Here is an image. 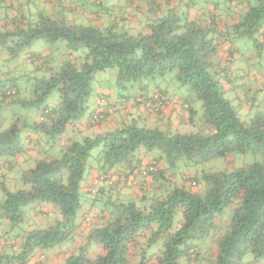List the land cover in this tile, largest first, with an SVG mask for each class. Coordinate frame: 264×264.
Returning a JSON list of instances; mask_svg holds the SVG:
<instances>
[{
    "label": "trees",
    "instance_id": "16d2710c",
    "mask_svg": "<svg viewBox=\"0 0 264 264\" xmlns=\"http://www.w3.org/2000/svg\"><path fill=\"white\" fill-rule=\"evenodd\" d=\"M128 1L119 21L93 26L52 17L51 0H0V108L59 95L35 129L0 126V264H264V113L240 116L226 90L240 79L232 68L239 54L264 50V0ZM61 6L67 17L74 2ZM39 39L64 40L77 53L42 69L21 98L18 66L1 63ZM107 70H116L114 89L96 77ZM168 73L190 90L191 100L181 96L189 125L199 122L194 101L201 104L200 132L150 129L139 117L101 127L109 112L94 103L113 108L111 98L162 117L168 92L147 83ZM248 153L263 162L199 171L215 157ZM146 155L153 159L141 168ZM15 171L26 189L6 187ZM136 176L151 184L124 192ZM158 240L162 248L149 254ZM91 243L101 247L95 257Z\"/></svg>",
    "mask_w": 264,
    "mask_h": 264
},
{
    "label": "rangeland",
    "instance_id": "374dc122",
    "mask_svg": "<svg viewBox=\"0 0 264 264\" xmlns=\"http://www.w3.org/2000/svg\"><path fill=\"white\" fill-rule=\"evenodd\" d=\"M61 2H69V0H53L51 1V4L47 5L45 8V11L47 13H50L52 17H62L64 19H67L66 16H64L62 12V6ZM109 4H119L123 5L124 0H107ZM67 16L68 13H67ZM69 19L77 25H80L83 22H79L80 17L77 15H71ZM96 20L94 19V22ZM84 24V23H83ZM95 26V24H92ZM252 45V44H251ZM254 46V45H253ZM70 47L64 40H58L55 42H47L44 39H39L33 41L30 45L25 47L17 56V58H12L7 63H1L2 66L5 68H10L11 66H18L15 76L18 78V82L15 86V90H18L21 94V98H26L29 96L28 93H26L27 85L36 79L38 76H45L46 73L42 70L44 68H53L55 70L59 69L62 62L65 61L69 54L72 53V55H76L77 52L69 50ZM8 54V53H7ZM252 56L240 55L239 57L242 59V64L237 63L236 67H238V70H234V75L237 77L240 76L241 82L239 85L241 87L237 88V94H235L233 91L229 93V97L231 96L235 98V101L233 102V105L237 106L236 103L242 105L241 103H251L252 110L255 111L254 113H257V109L261 107V105H264V100L261 102L260 99H258V95L261 92V97H264V71L262 67H259L258 63L264 64V50L262 51V54H258V52L254 51ZM6 56V51L3 53L1 59H4ZM252 57V58H251ZM34 59L35 61L29 62V59ZM250 59L249 60L247 59ZM2 61V60H1ZM250 63V64H249ZM21 65V67L19 66ZM38 65L41 70L36 71L34 68ZM34 69V70H33ZM251 71H254L255 75L251 74ZM25 75H28L30 77H25ZM20 77V78H19ZM96 77L99 81H101V85L105 88L114 89L115 84V77H116V70H107L105 72H100L96 74ZM246 83V86L248 88V91L244 90L243 84ZM8 85V82H7ZM160 87L161 89L167 90L168 93L177 94V96H183L188 98V100H191L192 95L190 93V90L187 87L181 86L175 79L174 73H168L164 77H158L157 79L150 80L147 83V87L150 89L149 91H154L155 87ZM135 88H127V90L122 91L124 94H132L134 91H136ZM30 93V92H29ZM254 97V98H251ZM240 99L241 102L238 100ZM248 99V101H246ZM264 99V98H262ZM59 102V95L56 90L52 91L44 100L43 104H41L39 107H25L22 105H13L11 108L7 107H1L0 108V126L3 129H6L10 127L11 124L15 122L17 125H27V128L29 129H35L36 123L38 121V113L44 106H48L52 109H55L58 106ZM244 103V104H245ZM194 108L198 109L197 113V124L195 122V125L186 126L185 128L180 129V133H197L200 132L201 127H203V124L199 120L201 117L200 111L201 110V104L199 102L194 101ZM122 111H124L122 109ZM237 111L239 115L241 116V109L237 108ZM125 115L122 114L121 116ZM243 116V115H242ZM247 117V116H245ZM137 119V118H134ZM130 122V121H128ZM139 126H143V123L138 121ZM161 127V125H159ZM147 128L154 129L159 128L157 125H146ZM55 150V155H57ZM53 153V154H54ZM156 154V152H153V154ZM151 155V154H149ZM262 163L263 158L261 155L258 154H231L228 156V158H213L210 159L204 163H202L201 167L199 168V171H207L212 170L214 172H220L223 171L226 168H233V169H240L245 166L251 165L253 163ZM192 169V168H191ZM18 170V169H17ZM190 174L193 173L192 170L187 169L185 170ZM18 175V171H15L13 174L10 175V177H7L5 181V185L7 188H9L10 191L18 190V189H26L27 187L22 185V183L17 179L16 177ZM16 178V179H15ZM2 179H0V182ZM202 187H198V190H201ZM194 190L197 189V187L193 188ZM181 219V213L177 212L175 215L174 222L175 224L177 221ZM99 245L96 243H91L88 246V254L90 257H95L97 254L100 253ZM162 248V240H158L155 242L148 250V253L151 254L153 252H157Z\"/></svg>",
    "mask_w": 264,
    "mask_h": 264
},
{
    "label": "crops",
    "instance_id": "0c3cea01",
    "mask_svg": "<svg viewBox=\"0 0 264 264\" xmlns=\"http://www.w3.org/2000/svg\"><path fill=\"white\" fill-rule=\"evenodd\" d=\"M53 1V0H51ZM72 2H74V6L71 9V13H68L69 16H67L69 23L74 24L69 17L71 15H77L78 17H80L81 19H79V22H83L84 24H95V26H101L103 24H108L109 22H113V20H115V22L119 21V13L125 8L126 10H128L127 8L130 7V2L128 0H124L123 5H119V4H109L107 2V0H72ZM69 3V2H66ZM68 5V4H66ZM47 6V5H46ZM50 14V13H48ZM130 14V12H129ZM94 19L96 20L94 22ZM81 23V24H83ZM132 22L129 21L125 26L130 28L129 25H131ZM139 24V23H137ZM248 53H245L244 55H247ZM252 58V57H251ZM247 59V58H245ZM250 60V59H247ZM250 62V61H249ZM242 64V63H241ZM233 70L237 71L238 67H236L235 65L232 66ZM264 71V69H263ZM252 75H255L254 71H251ZM241 82V79L239 80H234L233 81V89L231 90V87L226 86V90H230V93L233 91L235 94H237V88L241 87V85H239V83ZM242 83V82H241ZM246 83L243 84L244 90L248 91V88L245 87ZM261 92L259 93V97L258 99L261 100V102H263L264 97H261ZM165 95V94H164ZM234 98V97H233ZM252 98V97H251ZM239 99V98H238ZM167 103L164 107L163 110V115L160 118H156V116L154 114H149L147 111L144 110V108H142L141 106H137V105H133L132 102L128 103V104H123L121 102V99L119 100V98H117V101L115 102L114 98H111V101H113V108H109L108 104H100V102H95L93 108L96 111H101L106 109V111L109 112V118L107 121L109 122H105L104 125H102V128H106V129H113L116 128L120 125H122L123 123H127L130 119H132V117H139L140 121L143 123V125L146 127V125H157L160 130H167L170 132H177L180 133V129L181 128H185L186 126H190L189 125V121L187 120L188 118V113L187 110H185L183 107V98L181 96H177V94H172V93H167V97H166ZM239 102L240 99L238 100ZM99 103V104H98ZM241 103L242 105L237 104V106H239V109H241V116L243 115L244 117L247 116L251 117L253 115H255V111L252 110V106L251 103ZM112 105V104H110ZM115 106V107H114ZM124 110L123 112H118L116 110ZM123 116H121L122 114H124ZM264 113V105H261L260 108L257 109V113ZM149 114V115H147ZM161 125V127L159 126ZM84 130L86 129L87 131L85 133H89L90 127H88L89 129H87L86 127H83ZM94 130V129H93ZM99 130V129H98ZM180 134H186V133H180ZM153 159L152 157H148L147 155L145 156L144 159H142L143 163H142V167L144 168V166L150 162ZM1 174V172H0ZM91 177L96 176L95 171L91 172ZM1 178V177H0ZM135 181L132 183L131 188H127L124 189V192L127 193H134L135 191L139 190V186H137L138 182L139 183H148L151 184V178L148 177L146 179H143L139 176L134 177ZM155 187H158V184H155ZM100 247V246H99ZM99 250L101 251V247L99 248ZM32 264V263H31Z\"/></svg>",
    "mask_w": 264,
    "mask_h": 264
},
{
    "label": "built area",
    "instance_id": "2783aa9c",
    "mask_svg": "<svg viewBox=\"0 0 264 264\" xmlns=\"http://www.w3.org/2000/svg\"><path fill=\"white\" fill-rule=\"evenodd\" d=\"M149 107H151V106H149ZM149 110H150V108H149ZM154 112H155V109H154ZM154 170L155 169H154V167H152V165L148 166L147 169H144L142 171V175L145 176L147 174V172H149V171L153 172ZM192 186H195L194 182H192Z\"/></svg>",
    "mask_w": 264,
    "mask_h": 264
}]
</instances>
